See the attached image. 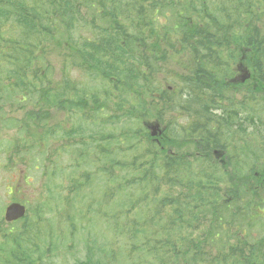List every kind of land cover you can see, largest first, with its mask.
<instances>
[{
    "label": "trees",
    "instance_id": "1",
    "mask_svg": "<svg viewBox=\"0 0 264 264\" xmlns=\"http://www.w3.org/2000/svg\"><path fill=\"white\" fill-rule=\"evenodd\" d=\"M91 1L98 5L90 14L100 17L101 23L90 26L97 24L100 29H86L88 26L81 19L70 20L61 13L65 7L77 8ZM156 1L12 0L8 4L0 3V102L6 97L8 101L3 104L12 105L23 114L21 136H28L34 128L41 141H47L55 134L61 136L75 129L77 132L92 115L91 107L86 109L87 114L77 112L88 95L76 80L74 74H77L78 78L86 76L93 81H102L107 95L103 104L112 102L116 110L132 109L134 115L145 121L150 110L145 99L149 96L138 98L140 109L131 99L133 81L128 83L125 75L129 61L152 57L142 62L143 68L132 67L145 75L153 71L151 63L156 57L147 56L151 50L158 54L157 57L167 60L183 57L185 62L180 72L185 73L183 80L207 96L204 101L201 95L204 105L199 108L184 109L179 103L171 107L176 115L186 114L187 119L193 120L190 129L188 124L180 127L182 132L177 144L173 145L177 148L176 155L166 152L176 138L163 139L161 146L164 149L160 151L146 139L145 129L137 128L131 117L114 114L103 121L105 125H112L123 120L127 127L120 132L121 142L132 148L143 143L142 152L146 156L142 163L121 164L109 154L95 168L101 175V185L107 181L111 169L120 170L119 180L113 184L125 181L126 176L138 177L139 189L136 193H126L129 200L124 205L121 220L128 246L118 226L106 220L114 242H122L116 254L121 256L123 253L129 264H139V261L140 264H264V238L250 237L245 230H238L241 236L236 234L237 226L241 224L249 230L255 228L254 224H264V215H261L264 199L260 196L264 178L257 173L249 177L247 169L238 170L241 152L236 156L228 147H219L228 154L224 165H219L211 152L222 143L227 144L233 127L230 123L238 114L235 96L239 86L230 82V59L248 55L259 58L244 62L251 70L255 87L248 84L240 95L256 96L264 88L261 67L264 36L261 39L257 20L253 23L255 14L264 6L259 0H164L158 8L164 10L159 12L151 7ZM169 1L178 4L177 8L162 6ZM8 6L32 12L36 17L35 30L28 33L14 21L18 11H11L9 15ZM99 10L105 15L99 14ZM163 17L170 24L158 25V19ZM131 29L133 33H130ZM234 54L238 57H232ZM56 64H61V68L56 69ZM110 84L115 87L114 93L106 90ZM10 85L13 92H8ZM91 99L93 106L100 105L96 96ZM178 106L183 108L181 113L177 112ZM215 109L221 114L212 115ZM231 135L234 141L245 143L235 131ZM59 140L63 143L60 148H47L52 143L45 142L39 148L35 145L21 151L32 157L23 156L17 162L12 161L16 167L27 166L26 172L34 170L35 162L49 161L59 152L64 154L69 142ZM244 147L237 145V149ZM200 162L205 165L194 169ZM244 163H248L247 160ZM92 170L93 167L85 174L82 186L69 173L57 179L58 187L64 193L57 206H54L56 198L48 191L39 208L32 211L28 208L33 220H46L37 231L48 235L41 240L46 241L49 248L33 244L39 240V234L34 231L35 226L28 223L27 217L19 222L22 223L20 229L17 228L19 223L10 227L0 224V264H40L49 249L63 246V240L57 237L60 226L48 220V216L55 217L58 209H66L63 219L69 224L72 220L92 221L101 216L98 210L92 211L86 195ZM148 179H152L150 193L145 188ZM244 183L250 184L243 188ZM115 191L122 193L120 184ZM224 199L230 204H225ZM233 235L235 242L231 243ZM70 253L77 251L73 249ZM102 259L85 250L84 255L75 258L73 263L101 264Z\"/></svg>",
    "mask_w": 264,
    "mask_h": 264
},
{
    "label": "rangeland",
    "instance_id": "2",
    "mask_svg": "<svg viewBox=\"0 0 264 264\" xmlns=\"http://www.w3.org/2000/svg\"><path fill=\"white\" fill-rule=\"evenodd\" d=\"M259 3L261 6H264V0H259ZM84 19L90 21L91 16L87 15ZM255 20H257V26L260 29V37L263 39V7L255 14L253 23ZM130 33H133L132 29L130 30ZM263 45L264 41L262 42V46ZM184 51H187L186 46H184ZM157 56L158 54L156 53L155 57L157 60L152 61L151 63L153 71L151 73H146L142 79H139V75L141 74H135L128 67L126 68V73L132 75L133 82L131 84H133V86L131 90L133 94H136L138 98L141 99L149 96L145 99L147 107L149 106L150 108L147 120L143 121L140 116L134 115L132 109L127 108L116 110V107L113 105L110 107V111H107V115L97 118V128L94 130L87 128V120L78 128V133L74 132L72 139L69 142L70 145L68 149L63 152L67 157H60L62 152H59L49 161L44 162L43 160H39L32 165L34 170L30 169L25 175L22 172L24 167L20 165L16 167L13 163V161L17 162V159H20L25 155L13 152V154L9 153L7 156L5 153H2V150L0 149V220H3L5 207L11 203L13 199L17 200L15 202L23 204L27 209L29 208V210L32 211L43 204L44 193L50 191L56 198L54 206H57L60 201V196L64 195L62 189L58 187L59 182L57 179L62 178L65 174L69 173L75 180H78L79 186H82L85 174L91 167H93V170L89 172L91 174V183L86 187V195L88 201L92 204V211L98 210L101 213V216H96L97 220L92 221L72 220V224L67 223L66 220L63 219V213L66 209H58L55 212V217L52 215L48 216V220H53L55 224L60 226L57 237L63 240L64 244L56 250L54 247L52 251L49 249V253L45 255L46 257L42 258L40 264H74L73 260L77 257L83 256L85 250L93 256L102 257L101 264H129V261L123 253L121 256L116 254L120 242H114V236L106 227V223L108 222L106 220L112 222V220L116 219L115 217H111L110 213L104 208V201L101 198L104 185L97 183V178L95 176V171L97 170H95V168L99 167L101 162L109 154L113 155L121 164L142 163L145 161L146 156L142 152L143 143L138 145V150H130L121 142L120 132L127 127L123 120L118 124L114 123L112 125H105L103 124V121H106V117H111L114 114H122L134 119L137 128L142 127L143 122L148 125H158L157 128H159V131L163 129L167 138L172 139L180 135L181 125L186 126L188 124V128L190 129L193 120L187 119L186 114L183 116L176 115L171 110V107L179 103L184 109H188L189 107L199 108L204 105V103L201 102L202 97L204 96V101H206L205 96H207L203 92H197V89L189 87L185 83V80H183L185 73H180L181 65L185 62V60L183 61V57L170 58L167 60L166 57ZM234 56H237V54H234L232 57ZM245 57L251 62L259 59L256 55H252L251 57L250 55H248V57L240 56L238 58L230 59V62L232 63L230 66V71L232 72L231 79H234L237 75L239 76L240 73H243V70L248 72V69H243V60ZM240 58L241 60H239ZM233 61H235V63ZM261 67H263L264 70V59ZM195 68H198V65H196ZM249 71L251 72L250 69ZM240 76L238 78H240ZM76 78H78L77 74ZM148 78H154L156 85L152 89L146 90L142 87L141 82ZM84 87L91 93L97 92L99 97L102 95V86L98 81L90 82L87 80L85 81ZM1 91L0 86V93ZM192 92H194V94H192ZM134 102L140 109L141 103L139 100ZM237 102L238 107L236 110L238 114L232 122L233 127L230 129V135L227 137V144H224V146L228 147L233 155H240L241 152L242 156L238 170L246 171L247 169L246 175L249 177L254 176V174L257 173L258 175L262 174L264 178V164H261L262 161H264V88L260 93L256 94V96L246 97L245 95H239ZM1 106L2 105H0V129L1 123L4 122V131L0 130V144H4L5 147L9 145L10 147L19 135L20 116L11 112L5 106L1 109ZM100 106L102 105H98L96 109ZM218 106L219 105L217 104L216 107ZM182 107H177L178 113H181L183 110ZM219 114H221V112L217 109L212 113L214 116ZM232 131H235L237 136L241 137L245 143L234 141L231 135ZM19 139L21 142V138ZM149 139L153 140L154 138L149 137ZM57 140L60 141L59 139ZM177 142L178 138L177 141L170 142L171 151L167 150L166 152L176 155L173 145ZM120 143H122V145ZM237 145L245 147L244 149H237ZM246 147L248 149H245ZM227 156L228 154H226V157ZM223 160L226 161L227 158H223ZM245 160H247L248 163H244ZM200 165H205V163L200 162L195 164L194 169ZM114 170L115 169L110 170L112 172L111 174H115ZM249 184L250 183H244L243 188L247 187ZM260 196L264 199V189H262ZM234 201L239 202V200ZM111 202V199H108V203L111 204ZM224 203L226 204L229 202L227 199H224ZM261 215H264V209ZM27 221L29 224H32V226H35L34 231L39 234V240L34 241L33 244H42L49 248V244L46 241L42 242L41 240L44 236L47 237L48 235L37 231L38 226L45 224L46 220H33V215L27 213ZM205 226H207V224ZM21 227L22 223H19L17 228L20 229ZM254 227L255 228H252V230H249L241 224L237 226L236 234L241 236L238 230H245L250 234V237L264 238V224L261 226H256L254 224ZM232 230V234H234L236 231H234V227ZM230 242H235L234 235ZM50 245L53 246L52 240ZM73 249H75L77 253H70ZM88 249H91V251H88ZM206 250L208 251V249Z\"/></svg>",
    "mask_w": 264,
    "mask_h": 264
},
{
    "label": "bare ground",
    "instance_id": "3",
    "mask_svg": "<svg viewBox=\"0 0 264 264\" xmlns=\"http://www.w3.org/2000/svg\"><path fill=\"white\" fill-rule=\"evenodd\" d=\"M12 0H0V3H4V4H8L10 3ZM164 0H157L154 3L153 10H157L160 7V3L163 2ZM86 2L84 5L79 6V7H73V6H68L62 9L61 13L68 19L70 20H80L83 19L85 16L89 15L93 10L94 7L96 5H98L96 2ZM167 5L169 7H175L177 8L178 4L175 5V2L169 1L166 3H163L162 6ZM9 7V15L11 14V11L17 10L18 11V17H16V20L14 21H18V23L28 32H32L33 30H35L34 28L36 27V17L33 15L32 12H27L25 11L23 8L19 7V8H13V7ZM152 8H150L149 10H151ZM122 46L123 43H121ZM56 69H60L61 68V64H56L55 65ZM74 76H76V74H74ZM144 75H139V79H142ZM132 81V80H130ZM141 85L144 89L149 90L152 89L156 84H155V79L154 78H148L145 79L144 81L141 82ZM108 93H114L115 92V87L114 85L110 84L107 86L106 88ZM131 99H133L134 101L138 100V96L136 94H133V96H131ZM98 109H93L92 111V115L90 117V120L88 121V126L87 128L94 130L95 128H97L98 123H97V118L104 112L105 110V106L103 103H101ZM93 121V122H92ZM76 130V129H75ZM71 131L68 132L66 134H62L61 136H58V138H61L65 141L70 142L72 139V136L74 134V132L76 131ZM182 132V129H180V134ZM78 133V132H77ZM142 135V132H141ZM180 136V135H179ZM179 136L175 137L176 139L179 138ZM128 149L130 150H138L137 147H128ZM145 188L147 190L148 193H150V189H151V184H152V179H148L145 180ZM87 186H89V184H87ZM120 187L122 189L123 192H137L138 191V177L134 176V177H128L126 178L125 181L121 182ZM142 224V223H141Z\"/></svg>",
    "mask_w": 264,
    "mask_h": 264
},
{
    "label": "flooded vegetation",
    "instance_id": "4",
    "mask_svg": "<svg viewBox=\"0 0 264 264\" xmlns=\"http://www.w3.org/2000/svg\"><path fill=\"white\" fill-rule=\"evenodd\" d=\"M239 60H241V58H240ZM243 61H244V62H245V61H248V58L245 57ZM243 69H248L249 79H248L247 81H245L244 83H237V81H234V83H232L233 86H239L238 91L236 92L235 99H238V96H239L243 91H245V90L247 89V85H248V84H251V85H253V86L255 87V83L252 82V79H251V77H252V73L249 71V66L245 65V63H244V64H243ZM237 77H238V75L235 76L234 80H235ZM263 87H264V83H263ZM224 124H225V122H224ZM230 124L233 125L232 122H231ZM222 128H223V127H222ZM223 133H224V132H223ZM218 136H219V134L217 133V136H216V137H218ZM194 142H195V141H194ZM195 143H196V142H195ZM223 146H224V145H223V143H222L221 146H218L217 149H213V150H211V152H212V154H213V157L215 158V161H216L219 165H222V164L224 165V160H223V158H226V152H225V151H221V150L219 149V147L223 149Z\"/></svg>",
    "mask_w": 264,
    "mask_h": 264
},
{
    "label": "water",
    "instance_id": "5",
    "mask_svg": "<svg viewBox=\"0 0 264 264\" xmlns=\"http://www.w3.org/2000/svg\"><path fill=\"white\" fill-rule=\"evenodd\" d=\"M247 72L243 71V73L241 74L239 81L243 82L246 78H247ZM23 214V209L16 206V205H12L7 209V219H13V218H17L19 216H21Z\"/></svg>",
    "mask_w": 264,
    "mask_h": 264
}]
</instances>
